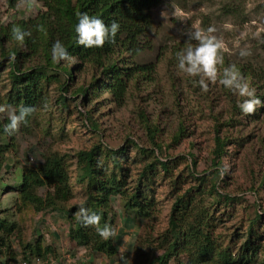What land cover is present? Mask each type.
Returning <instances> with one entry per match:
<instances>
[{
    "label": "rangeland",
    "instance_id": "374dc122",
    "mask_svg": "<svg viewBox=\"0 0 264 264\" xmlns=\"http://www.w3.org/2000/svg\"><path fill=\"white\" fill-rule=\"evenodd\" d=\"M12 1L0 0V39L5 33L8 37L0 43L3 105H11V64L17 59L12 50L21 45L8 30L12 24L34 19L44 11L43 4L36 0H14L11 6ZM194 26L216 30L213 34L226 45L223 67L235 64L255 88L256 95L264 99V0H161L152 9V24L141 38V53L132 56L121 51L114 57L120 69H135L121 104L103 89L108 80L101 68L77 57L74 65L57 63L48 60L42 47L37 54L20 47V53L26 55L17 61L21 72L41 67L44 73L35 111L14 133L13 149L0 164V192L7 195L4 211L19 226L10 239V253L0 248V264H67L65 255L82 264H138L135 248L144 227L133 215L126 214L120 197L112 200L118 253L113 258H91L88 250L70 243L66 221L58 224L50 213L37 218L32 212H19L15 189L6 194L4 186L16 185L22 169L37 167L45 154L56 152L66 158L76 189L73 203L81 202L83 190L75 183L77 155L97 146H103L104 151L127 150L123 157L127 155L128 159L122 163L128 169L131 190L148 164H155L157 158L168 164V171L158 165L144 183L157 204L154 235L168 229L177 191L182 195L196 189L202 175L213 183L218 181L219 196L209 191L211 183L202 187L217 237L236 255L253 227L255 247L259 248V259L253 264H264V107L244 115L237 103L245 98L234 96L218 82L206 81L208 87L202 89L194 83L198 78L178 72L176 53L186 47L184 33ZM241 49L249 55L241 57ZM143 66L150 69H140ZM223 67L219 69L221 73ZM64 68L72 71V78L67 77ZM62 96L65 102L61 101ZM0 117L7 118V113H0ZM217 137L226 142L218 166L213 155ZM192 162L197 164L195 171L191 169ZM102 163L113 168L112 161L104 156ZM224 195L235 200L229 203ZM125 221L140 223L132 228L136 232L133 242L127 239L132 232H128ZM117 232L122 241H118ZM36 241L43 246L51 244L55 255L31 254ZM169 264H186V257L171 258Z\"/></svg>",
    "mask_w": 264,
    "mask_h": 264
},
{
    "label": "trees",
    "instance_id": "16d2710c",
    "mask_svg": "<svg viewBox=\"0 0 264 264\" xmlns=\"http://www.w3.org/2000/svg\"><path fill=\"white\" fill-rule=\"evenodd\" d=\"M15 1L11 2V6H14ZM36 1L43 4L44 11L34 19L19 21L11 25H19L30 30L32 35L30 38L26 37L24 43L18 45L17 50H12L17 59L11 64L13 95H11L10 104L35 108L40 97V78L44 71L41 67H37L21 72L17 67V61L26 55L20 53V47L23 45L33 54H37L42 47L48 60H51V47L56 40L63 41L69 52L82 62L101 68L108 80L103 89L108 91L115 103H123L129 80L135 74V69H120L114 63V57L121 51L132 56L141 53L144 49L141 38L152 24V9L157 7L161 0ZM85 11L90 15L100 16L105 23L115 20L120 24L114 41L106 42L100 48L91 49L77 44L74 27L78 13ZM10 31L11 29L8 30ZM7 39L5 33L0 43L2 44ZM140 69L148 70L150 66H143ZM63 72L67 74V77L72 78L71 70L64 68ZM85 92L84 90L83 93ZM61 101H66L65 96H62ZM7 122V118L0 117V136L3 137V140H0L1 165L5 162L4 155L13 149L15 140L14 134L8 135L3 130ZM225 148L226 142L217 137L213 151L214 158L218 161L217 166L220 164ZM125 153H127L125 148L104 151L103 146L79 152L75 183L83 190L84 206L102 215L101 226L114 224L116 214L112 207V200L115 197H120L124 201L127 215H133L140 221L144 230L135 248V258L138 264H169L171 258L181 255L186 257V264H253L259 259L257 256L259 248L255 247L253 227L248 230L247 240L243 242L236 255L229 247H224L217 237L210 207L204 204L203 191L205 190L202 191V187L211 183L209 190L211 194L213 192L218 196L221 194L217 190L218 181L213 183L204 175L198 177L196 189L188 190L182 195L176 192L168 229L161 234L154 235L153 221L156 219L157 204L154 197L148 193L149 187L144 183L158 165L164 171H168V164L160 158H157L155 164H148L140 174L134 189L131 190L130 175L122 163V160L128 159L127 155L123 157ZM103 156L105 160L112 161V169L105 166L106 163H102ZM196 168L197 164L192 162V171ZM16 185L11 189L16 191L15 206L19 212H32V215L37 217L40 214L58 211L67 219L68 238L74 246L88 250L91 258L98 255L113 258L117 255L118 245L114 242V236L105 240L96 233L94 228H85L81 225L76 215L81 202L73 203L76 199V189L72 184L64 156L56 152L45 154L37 167L22 169ZM42 189L45 190L43 194L40 193ZM223 198L229 203L235 200L230 195H224ZM6 214V211L0 210V248H5L10 253V239L19 226ZM257 218H260L259 213H257ZM34 252L44 253L45 256L55 255L56 249L51 244L43 246L40 241H36L31 246L30 253L34 254Z\"/></svg>",
    "mask_w": 264,
    "mask_h": 264
},
{
    "label": "clouds",
    "instance_id": "9594fccd",
    "mask_svg": "<svg viewBox=\"0 0 264 264\" xmlns=\"http://www.w3.org/2000/svg\"><path fill=\"white\" fill-rule=\"evenodd\" d=\"M120 24L113 20L111 23H105L104 19L98 15H90L88 12H80L77 15V23L74 31L76 33L77 44L84 48H100L106 42L114 41ZM213 27L202 28L194 26L192 30L186 31V47L176 53V68L178 72L185 75L198 78L194 83H198L202 89H207L206 81L218 82L234 96L245 98L238 101L237 107L244 115L254 113L258 108L264 107V99L256 95V90L250 85L247 78L242 74L235 64L224 65V51L226 45L224 40L213 33ZM12 38L20 44H23L25 38H30L32 33L19 25L11 29ZM53 61H61L74 65L76 58L69 52L64 42L56 40L51 47ZM239 55L245 57L248 52L241 49ZM223 67L222 73L219 71ZM47 109V105L44 106ZM35 108L32 106H13L0 104V113H7L8 122L4 125V132L8 135L16 133L21 125L28 122V118L33 114ZM76 215L83 227H92L102 239H109L115 235L112 226L104 224L101 226L102 215L90 208L81 206Z\"/></svg>",
    "mask_w": 264,
    "mask_h": 264
},
{
    "label": "crops",
    "instance_id": "0c3cea01",
    "mask_svg": "<svg viewBox=\"0 0 264 264\" xmlns=\"http://www.w3.org/2000/svg\"><path fill=\"white\" fill-rule=\"evenodd\" d=\"M17 181H19V179ZM15 186H17V185H13V187H15ZM7 187H10V186H6V187L4 186V188L7 190L6 194H8L10 192L9 190H11V187L8 188V189H7ZM0 193H1L0 194L1 195L0 196V210H4L5 207L3 206V203H4V200H5L7 195H3L2 192H0ZM44 215L45 214H40V215L37 216V218H39V217L42 218ZM50 215H52L54 217V220H56V219L58 220V224H60L59 221H61L62 223H64L65 221L67 222V219L64 216V214H61L58 211L57 212H51ZM128 218H130V217H128ZM130 220H131L130 222H134L133 219H130ZM127 222H129V221H125V224H126L125 227H127L128 232H132V235L128 236L127 239H128V241L130 240L131 242H133V238H134L136 232H134L132 228H134V226L135 227L138 226L139 224L133 225V223H130V222L127 223ZM66 226H68V222H67ZM54 235L57 237L59 234L58 233H54ZM67 236H68V229H67ZM116 236L119 239V240L117 239L118 241H122V240H120V239H122V237L119 236V232L116 233ZM67 240H68V238H67ZM78 249H81V248H78Z\"/></svg>",
    "mask_w": 264,
    "mask_h": 264
},
{
    "label": "built area",
    "instance_id": "2783aa9c",
    "mask_svg": "<svg viewBox=\"0 0 264 264\" xmlns=\"http://www.w3.org/2000/svg\"><path fill=\"white\" fill-rule=\"evenodd\" d=\"M65 261L67 264H82L79 259L72 258L70 255H65Z\"/></svg>",
    "mask_w": 264,
    "mask_h": 264
},
{
    "label": "water",
    "instance_id": "95a60500",
    "mask_svg": "<svg viewBox=\"0 0 264 264\" xmlns=\"http://www.w3.org/2000/svg\"><path fill=\"white\" fill-rule=\"evenodd\" d=\"M103 264H105V262Z\"/></svg>",
    "mask_w": 264,
    "mask_h": 264
}]
</instances>
